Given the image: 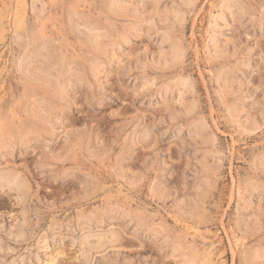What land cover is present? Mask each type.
Listing matches in <instances>:
<instances>
[{"label":"rangeland","instance_id":"1","mask_svg":"<svg viewBox=\"0 0 264 264\" xmlns=\"http://www.w3.org/2000/svg\"><path fill=\"white\" fill-rule=\"evenodd\" d=\"M0 264H264V0H0Z\"/></svg>","mask_w":264,"mask_h":264}]
</instances>
